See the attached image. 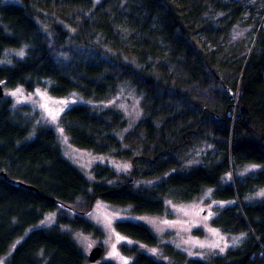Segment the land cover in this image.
<instances>
[{"label": "trees", "instance_id": "obj_1", "mask_svg": "<svg viewBox=\"0 0 264 264\" xmlns=\"http://www.w3.org/2000/svg\"><path fill=\"white\" fill-rule=\"evenodd\" d=\"M246 14L243 2L234 0H0L5 87L46 86L56 97L77 92L104 103L125 82L142 95L144 110L123 138L127 122L114 107L75 103L63 111L72 144L133 166L127 178L98 164L97 180L90 181L65 158L53 128L35 125L25 115L27 106L15 109L0 98V256L23 237L6 264H84L80 246L61 227L103 233L71 207L79 199L86 209L100 198L130 205L137 214H160L166 199L190 201L206 188L229 201L213 224L242 234L240 242L205 260L190 258L162 245L148 225L118 220L121 234L160 244L170 260L123 243L129 264H264V198H249L264 187V17L235 37ZM22 48V56L6 60L8 51ZM197 140L210 143L216 154L181 168L185 143ZM251 163L262 167L240 177L239 167ZM136 174L160 178L135 187ZM60 206L75 213L59 212L50 226L27 232Z\"/></svg>", "mask_w": 264, "mask_h": 264}, {"label": "rangeland", "instance_id": "obj_2", "mask_svg": "<svg viewBox=\"0 0 264 264\" xmlns=\"http://www.w3.org/2000/svg\"><path fill=\"white\" fill-rule=\"evenodd\" d=\"M16 1L19 0H7ZM243 2L247 11L244 19L246 25L236 27L234 36H245L253 29L255 24L264 17V0H234ZM201 43V41H200ZM228 46L225 48V51ZM24 54V48L10 50L6 60L13 57H20ZM4 97L12 101L15 108L27 106L28 111L25 115L37 125H46L55 130L58 136V142L62 148L65 158L76 165L90 181L97 180L94 167L98 164L108 165L114 168L125 177L131 178L132 164L121 158H114L106 154L94 153L92 150L75 146L69 140L67 133L61 123L63 111L75 103H93L97 107L111 106L118 109L127 122L125 130L119 133L123 138L125 132L132 129L139 119L144 116L142 106V95L139 94L129 84L123 82L119 85L116 92L110 95L104 103H95V101L84 98L81 94L73 92L64 97L53 96L46 86H37L34 90L28 91L22 86L4 87ZM101 104V105H100ZM15 108V109H16ZM216 148L206 141H193L185 143L182 149L181 168H189L193 165L204 164L209 156L215 155ZM262 165L257 163L245 164L237 170V174L243 177L252 174ZM160 177L146 178L139 174L134 176L132 186L139 187L154 183ZM111 180L114 183L121 181ZM212 188H206L197 198L190 201H178L173 199L165 200V210L160 214H137L132 212L130 205L118 206L97 198L90 208L86 209L85 203L79 199L72 204L79 214H85L86 218L94 223L102 231V236H96L90 232H84L81 229H74L70 226L61 228L69 232L75 242L80 246L86 259L84 264H100L104 261L114 264H129L131 256L125 254L121 245L126 243L133 245L138 243L139 248L158 258L164 259L168 263L170 260L161 254L162 246H148L134 239L124 236L115 228V222L118 220H133L142 222L158 236L160 243H169L183 250L190 258L208 259L211 254L224 253L230 246L236 245L242 239V234H231L213 224L212 219L217 214L219 208L225 207L229 201L218 200L212 196ZM250 200L256 201L264 198V187L259 188L249 194ZM70 207V206H69ZM60 206L57 210L46 213L40 222L30 227L27 232L36 227H47L56 221V215L59 212H65L73 215L75 212L71 208ZM71 209V210H66ZM20 237L10 246L8 252L0 256V264H6L5 261L15 246L22 240ZM97 245L102 247V253L97 261L88 260V254Z\"/></svg>", "mask_w": 264, "mask_h": 264}, {"label": "water", "instance_id": "obj_3", "mask_svg": "<svg viewBox=\"0 0 264 264\" xmlns=\"http://www.w3.org/2000/svg\"><path fill=\"white\" fill-rule=\"evenodd\" d=\"M4 83L3 82H1L0 83V98H2L3 96H4V94H5V92H4ZM2 174L3 175H5L6 176V173L5 172H2ZM12 181H14V180H12ZM131 181H133V179L131 180ZM20 184H24V183H22V182H19ZM24 185H26V184H24ZM27 187H29V188H31V189H35V187H33L32 185H26ZM53 202H57L58 200H56V199H54V198H50ZM101 253H102V247L100 246V245H97V246H95L91 251H90V253L88 254V260L89 261H91V262H95V261H97L98 260V258L100 257V255H101Z\"/></svg>", "mask_w": 264, "mask_h": 264}]
</instances>
